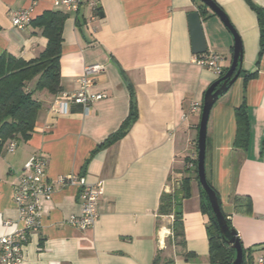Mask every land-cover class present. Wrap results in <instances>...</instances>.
I'll use <instances>...</instances> for the list:
<instances>
[{"label":"crops","instance_id":"obj_1","mask_svg":"<svg viewBox=\"0 0 264 264\" xmlns=\"http://www.w3.org/2000/svg\"><path fill=\"white\" fill-rule=\"evenodd\" d=\"M32 0H0V53L29 60L45 49L47 38L32 21L47 11L66 15L61 29L60 91L35 92L41 102L33 131L0 152V235L21 226L12 195L26 164L36 155L45 161L53 183L41 201L38 223L26 229L21 264H209L208 214L194 177L203 96L219 78L193 62L188 13L197 11L205 54L232 60L233 35L221 18L199 0H80L66 11L53 0H38L29 24L17 29L11 12ZM223 11L242 47L241 71L213 103L206 131L205 174L216 192L252 264L264 257V48L252 5L264 0H213ZM103 68L91 75L88 93H101L86 108L72 101L57 108L60 93L79 88L84 67ZM133 92L137 118L127 133L108 146L100 144L119 129L130 110ZM245 99L249 139L234 148V108ZM201 106L191 111V104ZM101 181L95 224L79 229L68 220L80 211L78 188L66 176ZM190 177V195L181 199L182 235L174 236L171 214H159L163 193L178 190ZM234 197L247 198L240 210ZM248 205V206H247ZM5 221H9L5 224ZM264 264V263H261Z\"/></svg>","mask_w":264,"mask_h":264},{"label":"trees","instance_id":"obj_2","mask_svg":"<svg viewBox=\"0 0 264 264\" xmlns=\"http://www.w3.org/2000/svg\"><path fill=\"white\" fill-rule=\"evenodd\" d=\"M256 12L259 26L260 52L264 48V7L252 5ZM199 11L205 13V6L198 5ZM66 15L59 11H47L32 21L33 25L42 29L47 38L45 49L29 60L16 57L10 53H0V152L7 147L11 140H26L30 137L41 107V102L35 97V92L45 90L53 95L60 91L59 59L61 55V29ZM228 68H225L221 77ZM236 131L233 147L245 150L249 139V118L245 99L234 108ZM137 118V107L134 94L130 91V110L126 119L118 130L110 134L100 147L113 144L123 137ZM197 160L192 163L195 179L197 178ZM190 177H184L177 191L163 193L160 198L159 214L173 216V235H182L181 199L190 195ZM201 210L208 214L207 235L209 247V264H230L234 257V250L221 236L217 220L212 212L205 191ZM179 195V197H178ZM247 198L234 197L235 208L240 210L247 202ZM219 202V199H218ZM248 206V205H247ZM223 214V213H222ZM227 225H232L223 214ZM238 237V236H237ZM239 238V237H238ZM240 240V238H239ZM241 242V240H240ZM242 264H252L253 258L250 248L242 245Z\"/></svg>","mask_w":264,"mask_h":264},{"label":"built area","instance_id":"obj_3","mask_svg":"<svg viewBox=\"0 0 264 264\" xmlns=\"http://www.w3.org/2000/svg\"><path fill=\"white\" fill-rule=\"evenodd\" d=\"M38 0H32L27 8L18 9L11 12V24L17 29L24 28L30 23L33 17V9ZM55 5L62 7L66 11H77L80 0H53ZM197 65L205 67L220 76L224 68V56L220 53L211 52L208 54H198L193 58ZM98 64H90L84 67V75L79 80V88L71 93H60L57 98L56 110L67 112L70 101L82 104L86 108L94 100L103 98L101 93H88L87 87L92 83L91 75L102 70ZM201 106L198 102L191 104V111L197 110ZM16 142L11 140L6 149L13 151ZM46 161L41 155L34 156L25 167V171L19 177L12 200L19 213L21 226L12 233L0 235V264H21L23 258V243L26 238V229L38 223L41 211V201L50 199L53 194V183L47 179L45 171ZM69 185L78 188L77 197L80 200V211L78 215L69 218V224L79 229L92 227L98 217L97 204L99 197L103 193L101 181L90 183L84 176L70 174L63 179ZM172 218L173 216L170 215ZM9 221H5L7 224ZM258 263H264V257L258 258Z\"/></svg>","mask_w":264,"mask_h":264},{"label":"water","instance_id":"obj_4","mask_svg":"<svg viewBox=\"0 0 264 264\" xmlns=\"http://www.w3.org/2000/svg\"><path fill=\"white\" fill-rule=\"evenodd\" d=\"M199 1L221 18V20L225 23L227 28L232 33L234 43L232 49V60L227 71L221 77L211 83V85L206 89L203 96L197 137V178L201 188L207 195L212 212L217 220L221 236L225 239L226 243L230 245V247L234 250V257L230 264H242L243 250L241 242L237 237V232L234 228H231L227 225L226 219L221 212L216 192L207 182L205 174L206 131L209 112L213 103L219 98L220 95L228 90V88L239 76L242 64V47L239 37L233 30L231 24L229 23L220 7L213 0ZM187 18L189 24L192 52L196 55L203 54L206 52L207 46L201 26V18L199 16V13L197 11H191L188 13Z\"/></svg>","mask_w":264,"mask_h":264}]
</instances>
